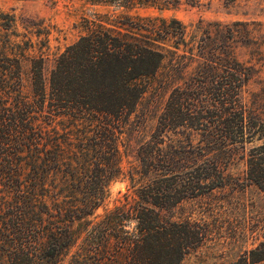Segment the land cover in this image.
<instances>
[{"label": "trees", "instance_id": "16d2710c", "mask_svg": "<svg viewBox=\"0 0 264 264\" xmlns=\"http://www.w3.org/2000/svg\"><path fill=\"white\" fill-rule=\"evenodd\" d=\"M88 1L122 9L172 4ZM2 16L9 22H0V264H181L201 239L190 221H172L160 211L226 186L223 168L234 160L233 149L258 132L241 104L251 74L236 55L233 32H201L188 42V32H179L180 40L169 44L177 34L170 28L181 25L176 19L98 15L58 56L47 93L44 57L16 45V16ZM166 63L171 70L159 84L170 96L160 125L164 132L187 128L201 139H190V151L162 155L153 147L143 175L155 176L138 199L95 217L109 185L123 175L121 139ZM199 160L202 169L187 176L202 185L159 184ZM247 165L248 181L264 190V146ZM246 263L264 264V243Z\"/></svg>", "mask_w": 264, "mask_h": 264}, {"label": "rangeland", "instance_id": "374dc122", "mask_svg": "<svg viewBox=\"0 0 264 264\" xmlns=\"http://www.w3.org/2000/svg\"><path fill=\"white\" fill-rule=\"evenodd\" d=\"M170 2L172 4L163 9L151 5L122 9L92 4L88 0H0V13L16 16L13 28L16 33L13 36L15 44L21 48L30 46L27 52L44 57L43 74L47 93L58 56L87 33V20L98 15L123 13L132 18L160 16L176 19L181 25L174 24L170 28V32L177 34L170 35L169 44L180 40L179 32H188L186 42L195 35L200 36L201 32H233L236 55L249 67L251 74L249 82L241 91V104L250 115L249 126L255 127L258 132L244 147L237 144L236 149H233L234 160L223 168L226 186L186 199L160 212L172 221H190L195 237L201 239L198 244L194 242L196 245L181 264H247L246 258L250 252L264 243V190L249 182L247 177V160L264 146V0ZM0 22L6 26L9 19L2 16ZM20 47L16 46V49ZM185 49L186 45L181 43L179 54H184ZM30 66L31 61L24 60L26 91L31 89ZM170 68L167 65L159 79L150 81V88L121 139L123 175L109 185L108 198L96 211L95 217L127 200L133 203L138 199V191L155 176L154 172L147 177L143 175V160L150 161L148 151L153 147L164 152L162 155L173 148L190 151V139L194 140V144L201 139L187 128L179 127L164 132V127L160 125L170 90L160 88L159 83ZM161 160L156 161L161 163ZM202 161H197V166L190 169H181L178 175L173 174L174 180L167 178L159 181V184L164 188L169 186L177 189L202 185L204 182L187 176L188 173H191L189 177L197 175L195 170L197 167L202 169ZM157 177L162 179L161 176Z\"/></svg>", "mask_w": 264, "mask_h": 264}]
</instances>
